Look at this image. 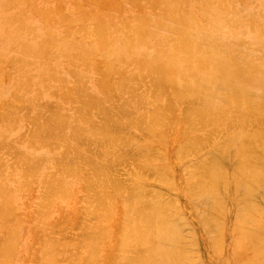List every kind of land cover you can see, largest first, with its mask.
Segmentation results:
<instances>
[{
	"label": "bare ground",
	"instance_id": "1",
	"mask_svg": "<svg viewBox=\"0 0 264 264\" xmlns=\"http://www.w3.org/2000/svg\"><path fill=\"white\" fill-rule=\"evenodd\" d=\"M43 1L45 0H42V2ZM97 1L98 0H96V2ZM160 1H162L163 4H161ZM160 1L161 5H166V7H171V9H167L165 6L163 7L159 4L162 10L165 8L168 11L165 13L166 10H164L162 14L158 11L159 16L154 20L150 19L141 23L140 19L142 21V19L144 20L149 17H145L143 13L134 16H141L140 19L139 17L138 19L136 18L139 22H129L121 18L124 21V26L117 29L107 27V24L106 26H98V28L95 26L93 32L95 36L91 34L92 32L89 36L88 28L80 25L81 28H77V32L81 33L80 37L82 41L79 47L77 46V50H79L82 59H80V57L74 58L73 63L71 62L73 65L82 64V66H84L83 62L86 60L89 64L85 65V67L93 65L96 69H98L97 66L99 67L100 65L97 64L96 66L95 62L97 59H101L98 63L102 61L106 64L105 67L107 72L105 74L103 72L105 70L99 68L103 70L99 71L103 72V75L100 74L102 77L105 75V81L103 80L101 84L96 83L97 85L103 84L104 86V91L102 90V93L104 92L103 100L105 102L108 100L112 101L111 97L116 93L115 91L114 94H111L114 87H116L119 92H128L129 94H127V97L133 94L137 95V102L135 104L137 105L136 108L138 113L132 112L135 118L133 114L130 115V117L133 115V118H131L135 120L133 122L130 118L126 119L130 122L128 123L130 128L133 127L138 133L141 131L147 132V136L149 137L147 142L144 139L145 143L143 141L142 143L141 140L140 142L148 154H145V152L141 153L143 154L141 156L142 160L139 161L142 162V164H140L142 167L139 165V168L142 170L145 169L144 172H146V168L148 167L154 168L156 179L150 181L151 177L146 179L142 170L137 168L138 170L135 171L132 169L134 173L130 172L129 174V186L126 184L128 187H122V182L117 180L121 186L113 185L112 183H115L111 181L113 176L109 177V175H105L106 172H110V174L113 172V175H115L114 167H111L113 170H110V167H107L109 168L107 169L105 165L100 166L97 170H93L91 166H89V169L93 170V174L90 175L89 173L88 176L86 175L88 171L84 172L81 170L82 168L64 170L68 168H61L59 166L61 168V170H59L60 168L57 165L56 167L58 170L49 171L50 167L48 160L50 158L51 161L52 155L50 157L47 155L52 151L57 153L65 147L64 137L61 139L59 138L60 136H64L63 134L67 132L65 131L66 126L63 127L64 133L60 135L62 133L61 131L59 134L60 136L57 137L59 139H56L57 142L53 140L54 142H46L44 145L39 142L40 139L34 138V140L31 138L33 142H31V140L29 144L31 148L30 152L36 151L37 148V151L42 153L40 155L41 163L39 160H36L37 163L39 162V165H37V168L33 172L31 170L28 171L30 168L27 172H24L25 170L19 171L17 168L20 166H14L16 164V159L14 165L8 162L11 166L9 164V166H6V163H3L5 160L0 162V264H17L15 263V258L17 256L19 257V252L23 250L22 246H24L23 242L26 234L23 222H29V220L34 225H32L33 227L31 226L34 230H30L31 239H34L36 241L35 243L38 244L35 253L31 252V254H33L31 264H74L76 259L82 260L83 264H259L258 257L263 254L262 252L264 251V0L262 2L263 9L260 17H256L257 19L254 17L256 21L250 19L251 14L249 12L240 15L236 10H232V6L234 5L231 0H201V4H203L202 7L199 6V8H203V10L200 11L199 9V11L204 12V16L206 15L205 17H207L211 23V25L207 24L209 26H206V23L203 22L202 13L196 12L197 14H195L188 12L182 8L180 0ZM146 2L148 3L150 1L147 0ZM2 3L3 2H1V4ZM51 3L53 4V2ZM159 5H157L158 8L160 7ZM186 6L189 5L187 4ZM139 7H136L139 9L137 10L138 12L141 11ZM61 8L66 9L62 6ZM84 8L86 11V5L83 9ZM3 9L4 8H2V10ZM107 9L112 10L111 6ZM103 10L102 7L99 9L100 12H103ZM80 11L82 12V10H79V12ZM100 12V16L98 15V17L102 18L103 14ZM13 14L15 15L17 12H13ZM160 14L163 16L160 17ZM143 15L145 18H143ZM98 17L97 21L99 19ZM129 17L132 18L133 16ZM62 18L65 19L63 22L66 21V17ZM22 19L19 20L21 21ZM51 20H53V17ZM7 21L10 22L11 20ZM59 23L62 22L59 21ZM19 25V27H21L23 24ZM64 26L67 27L66 24ZM21 28H24V26ZM17 29L18 31L20 30L19 28ZM32 29L35 28L33 27ZM4 31L6 33V30ZM67 32L65 33L66 37L71 36V32L68 36ZM38 33L37 30L33 34L30 44H36L42 39V37L40 39ZM47 33L49 34L51 32ZM83 34L86 35L85 38ZM80 37H78L79 40ZM50 38L55 42V47H58L60 51H63L68 45L64 40L56 37V35ZM19 40L18 38V41ZM42 41L43 40H41V42ZM48 41L50 40L48 39ZM48 45L49 44H47L46 47L47 53L48 49L52 48L50 45L51 48H48ZM37 46L39 47V45ZM26 47L28 48V45H26ZM41 47H43L42 44ZM33 49L35 48L33 47ZM29 50L27 52H29ZM42 52L39 54L42 55ZM44 52V59H47L49 56L46 51ZM64 52L66 53V51ZM57 53L59 55L62 54L60 52ZM69 56H72V54ZM34 57L38 56L35 55ZM10 58L11 57H9V59ZM5 60L8 61V59ZM25 60L26 59H24V61ZM133 63H135V65L137 63V69H135L134 72H125L126 69L121 72L122 70L120 68H126L125 66L128 67ZM11 64L12 63L9 62V65ZM40 64L45 71H43V74L48 71L51 73L52 77H65V75L73 76L70 74L72 69L69 74L61 72L59 74L58 71L60 70H57L54 61L47 62L44 60L43 63L39 61V66ZM104 64L101 63L102 66H104ZM111 66H113L114 69L119 68V70H121H118V72L121 73L117 75V77L120 76L119 80L114 79V74L116 72L115 70L112 72ZM65 67L67 68V66ZM75 67L77 68V66ZM94 67L93 70L95 69ZM16 68L18 71L20 67ZM4 69L6 68L4 67ZM96 69L94 71L97 73ZM10 70L12 71V69ZM79 71L75 76L78 75V77H81V80L83 78L84 80L86 79L85 81L82 80V82L84 81L83 87H85L84 85L87 84L85 82H88L90 76L87 70H81L82 72ZM131 71H133V69ZM1 74H3L2 78L4 80V73L1 72ZM49 75L48 73V78ZM19 76L20 75H18V78ZM27 76H29V74ZM30 76L27 78V81L32 80ZM33 76V79H36L34 80L35 83L39 87L43 85L46 87V84H43V80L41 79L43 78L41 74L34 73ZM146 76H149V80L153 77L154 81L150 83V85L153 84V86L151 88L147 87L149 89L137 90L141 87L136 89V86H139L141 84V79L143 77L147 78ZM29 78L31 79L28 80ZM52 80L55 81L56 79ZM65 80L67 79L65 78ZM65 80L62 81L65 82ZM78 80L80 79L78 78L77 81ZM143 81L144 79H142V82ZM60 83L62 84V82ZM147 83L145 84L147 85ZM19 84V88H24V85H26L20 84V86ZM64 85L67 87V84ZM64 85L59 86L64 88ZM143 85L144 84H141L140 86ZM28 86L30 85L28 84ZM75 89L77 96L80 92L84 93V89L79 90L81 87H79L78 90L77 88ZM87 90L86 95L94 98L92 97V93ZM113 90H115V88ZM65 91L63 89V93ZM76 91H78V94ZM58 92L59 91H57V93ZM16 93L11 94V96L16 95ZM46 93V90L41 92V94ZM75 93H72V95ZM130 93L132 94L130 95ZM64 94L61 95L64 96ZM118 94L116 93V96H118ZM121 94L122 93L119 94L120 98H122ZM1 95L2 93L0 92V100L2 98ZM8 95H10V93ZM68 97L66 98V103ZM71 97L73 98V96ZM134 97H132L133 99L131 100L136 101ZM19 98L20 97H17L16 99H18L22 105H19V101L17 100L19 106L15 105V107H12L13 104H8L7 107L5 106L6 108L1 107L2 110L10 108L18 110V108H20L17 111L20 113L19 111L23 109L25 102L23 101L24 99L20 100L22 97ZM35 98H37V96ZM40 98L43 97L41 96ZM72 98L69 101L74 100L75 97ZM29 101L32 102L28 105H33L36 100ZM123 101H126V99ZM127 101L125 104L123 103V106L121 105V107H124L122 111L129 107ZM43 103L46 102L44 101ZM48 105L49 103L46 106ZM88 105L91 106V104ZM94 105L92 108L96 107V105ZM116 105L114 108L118 109ZM109 107H106L108 111L110 110ZM30 108L27 110V113L28 111L31 112ZM99 109L104 110L100 108V105ZM59 110H62V108ZM10 111L11 115L16 114L15 110H13L14 113L12 110ZM87 111H89V109H87ZM125 111H127V109ZM58 113L60 112L57 111V115L55 114L54 116L53 114V116L57 118L60 116ZM126 113L127 112H125V114ZM135 113H137V115ZM90 114L93 116L95 113L92 114L90 112ZM90 114L84 115V112L78 115L75 114L77 118H75L74 122L77 125L75 124L76 126L73 125V127H78L79 130L85 134L87 133L97 137L111 139V137H113L112 135L121 131L128 122H125L126 119H124L128 113L126 116L124 115V117H122V113L119 114V117L122 115V118H119V120H114L113 116L107 121L105 118L101 119V123H103L104 120L106 122L101 126L99 125L100 127L97 128V125L94 127L91 125V122L94 121L92 123L94 125L97 121H95L96 119L92 120L93 117H91ZM110 115H108V117H111ZM61 116L63 115L61 114ZM66 116H63L66 119L63 126L69 122L67 126L70 127L71 121H67L70 114ZM23 117L25 119L23 120H27L26 122H28V115L24 114ZM39 117L38 115V118ZM4 119L3 121L6 122V118ZM13 119L12 116V120ZM0 120L2 121V119ZM18 120H20V118ZM12 123L10 122V125L8 123V131L5 132L7 137L14 134L16 130L15 126L17 120H15V123ZM69 127H66V130ZM220 129L223 131L222 133H220ZM1 134L3 133L0 132V135ZM30 136H33L31 131L28 137ZM22 137H24V135ZM132 137H128V139H130L129 142L127 141L128 143L137 142L135 138L132 139ZM36 141L43 145L37 144ZM0 143L2 142L0 141ZM3 146L5 147L6 145ZM10 146L13 147L12 144ZM0 147L2 148V145ZM65 149L63 151H65ZM154 149L155 153L151 152L154 151ZM156 150L158 153H156ZM28 152L29 151H27V153ZM26 156L27 155H25V158L28 159V156ZM21 161L22 160H20V162ZM12 165L15 168H13ZM31 168L33 170L35 167L31 166ZM33 177H36L42 182L41 185L44 183L48 185H46V187H44L45 184L43 185L47 193L41 195L42 198H39L40 200L35 210L32 209L34 210L32 214L25 216L26 218L24 219L27 220H24L18 216L21 215V213H16V211L19 210H17L16 204L19 203L26 193L30 192L28 190H31L33 187L31 186V182L34 181H31V179H34ZM115 179L117 178L114 176V180ZM74 182L86 193V195H88V197L91 196L89 192H94L95 195L92 194V198L89 197V199H87L86 204L84 203L86 205V207H83L84 209L81 207V211L79 209H77L79 211L75 210L77 214L75 215L74 213L75 216L73 218H69L70 216L60 217L59 215L56 221L50 220L48 215H50L51 208L54 209L55 207L56 209L62 210L60 209L61 207H67V204H69L71 197L74 196L73 191H75V189L74 186H72ZM40 188V192H42V187ZM29 194L30 193H28V195ZM80 199L82 200V197H80ZM24 201H22V203ZM29 201L30 200L27 202ZM27 202L25 201V203ZM18 206L20 205L18 204ZM27 213L29 214V212ZM47 218L50 222L53 221L54 223L49 222V224H47L49 221ZM190 219L197 222L199 224L198 226L202 228L205 241L204 247L193 244L192 238L196 239L197 235H192V238L188 236L187 240L184 239L182 234L185 232L182 233L181 231L185 230H181V228H188L187 226L189 225L187 223V225L183 227H181V225L182 223L184 225L185 221ZM69 229H79L80 231L77 235H74V233L69 235ZM54 233H57V235L59 234L61 237L58 239L54 237L53 239L52 234ZM193 233L195 234V232ZM26 240L28 241V239ZM31 247H33V245ZM204 254L208 255V258L205 257ZM24 261L26 260L24 259Z\"/></svg>",
	"mask_w": 264,
	"mask_h": 264
},
{
	"label": "rangeland",
	"instance_id": "2",
	"mask_svg": "<svg viewBox=\"0 0 264 264\" xmlns=\"http://www.w3.org/2000/svg\"><path fill=\"white\" fill-rule=\"evenodd\" d=\"M14 1V2H13ZM17 1H19V2H17ZM26 1V2H25ZM28 1V2H27ZM40 1V2H39ZM65 1V2H64ZM68 1V2H67ZM113 1V2H112ZM147 0H98L97 2H96V0H45V1H43L42 2V0H0V21H1V23H0V61H1V63H0V74H1V72L2 73H4V80H6V79H8V80H6V81H4L3 80V74H1V77H0V92L2 93V98H1V100H0V110H2V108L4 107V108H6L7 106H8V104L9 105H12V107H15V105H18V103H19V105L21 104L22 105V103L18 100V99H16L17 97H22V99H20V100H23L24 102V104L27 106L30 102H32V101H29V100H36L35 101V103L33 104V105H28L27 106V108H26V106L25 105H23V109H21V111H19L20 113H18L17 111L20 109V108H18V110H16L15 108L13 109V108H10V109H3L2 111H0V119H2V121L0 120V132L1 133H3V134H1L0 135V141L2 142V143H0V146L2 145V148L0 147V162H3L4 160V164L6 165V166H11V164H13L14 165V161H15V159H16V164L14 165V166H17V165H19L18 167L19 168H17L19 171H23V170H25L24 172H27V170L28 171H34L36 168H37V165H39L38 163H37V161L39 160L40 161V163H41V152L40 151H37L38 149L36 148V151L34 150V151H32V152H30V150H31V148L29 147V144H30V141L31 142H33V139L34 138H38V139H40L39 140V142L40 143H43L44 145H45V143L47 142V143H49V142H57V140H59V139H61L62 137H64V142H65V147L64 148H62V150L61 151H59V152H57V153H54L53 151L52 152H50L47 156H51L52 157V159H51V161H50V158H49V167H50V170L49 171H54V170H58L57 169V165H58V167L60 166L61 168L62 167H67L68 169H64V170H75V169H81V170H83L84 172L85 171H88V173H86V175L88 176V174L90 173V175H92L93 173H92V171L93 170H97V169H99V167L100 166H102V165H105L106 166V168L107 167H110V170H113V169H111V167H114V173H115V175H113V172H112V174H110V172H106V174L105 175H109V177H112V179H111V181H113V182H115V183H112L113 185L115 184V185H117V186H121V184H119L118 183V181H120V182H122L123 184V186L122 187H128L129 185H128V183H129V174H130V172L131 173H134L133 171H132V169L133 170H135V171H137L138 169H140L139 168V165L140 164H142V162H140L142 159V155L143 154H141V153H143V152H145V154H148V152L146 153V149L145 148H143V146H142V143L144 142L145 143V141L147 142V140L149 139V137L147 136V132L146 131H141V132H137L133 127H131L130 128V125L128 124V123H130L129 121H128V119L130 118V120L131 121H133L134 122V120L135 119H133L132 120V118H133V113L132 112H137V108H136V102H137V95L136 94H133V95H131L132 93H130V97H127L128 95L127 94H129L128 92L127 93H123L122 91L121 92H119L118 90H117V88L116 87H114L115 88V90H113L112 89V92H111V94H114L115 93V91H116V93L118 94H120V93H122L121 95H122V98H125L126 99V101L128 100V99H130V100H128L127 102H128V104H129V107L128 108H126L127 109V111H125L126 109H123V111H122V108H124V107H121V105L123 106L125 103H126V101H123V100H125V99H122V98H120V95L118 94V96H116V93H115V95H112V97H111V100L112 101H110V100H108L107 102L109 103H107V102H105L104 100H103V98H104V92L102 93V90H103V84L102 85H97L96 83H102L103 82V80L105 81V75L102 77L100 74H102L103 75V72H104V74L107 72V70H106V67H105V65L106 64H104L102 61H101V63L102 64H104V66H102L101 65V63H98L101 59H97L96 60V62H95V64H96V66H97V64L99 65V67L97 66V68L98 69H96L93 65L92 66H86L85 67V65H87V64H89V62H86V60L83 62V64H84V66H82V64L81 65H73L72 63H73V59L74 58H78V57H80V59H82L81 58V55H80V52H79V50H77V46L79 47V45H80V43H81V33H79V32H77L78 30H77V28H81V26L82 27H86V28H88V35L90 36V33L92 34V35H94L93 34V32H94V30H95V26L98 28V26H103V25H105L106 26V24H107V27H112V28H119V27H122V26H124L125 24H124V21L122 20V19H126L127 21H129V22H139V21H137L136 20V18L138 19V17H134V16H137V15H140V14H145V17H147V16H149L148 18H145L144 17V15H143V18H145L144 20L142 19V21H141V16L139 17V19H140V22L141 23H143V22H146V21H148V20H154L155 18H158V16H159V12L162 14L163 12H164V10H166L165 11V13H167V9H171V7H166V5H164L167 9H165L164 8V10H162L161 9V6H163V5H161V4H163L162 3V1H160V0H148V1H150V2H146ZM152 1V2H151ZM161 2V4H160V2ZM183 1V2H182ZM188 1L189 0H185V2H184V0H180V2L182 3H180L181 4V6H182V8H184L185 10H187L188 12H190V13H195V14H197V13H199L200 11H202L203 10V8H199V6L200 7H202V4H201V0H190L189 1V3H188ZM243 1H245V2H243ZM1 2H3L2 4H1ZM7 2V3H6ZM12 2V3H11ZM21 2V3H20ZM22 2H24V3H22ZM30 2H33V3H30ZM51 2H53V4L51 3ZM58 2V3H57ZM110 2V3H109ZM198 2V3H197ZM231 2L233 3V5L234 6H232L233 8H232V10H236V12H238V13H240V15L242 14V13H245V14H247V12H249L250 14H251V16H250V19H252V21H256V17H260V14H261V11H262V9H263V0H231ZM253 2V3H252ZM26 3V4H25ZM28 3H30V4H28ZM62 3V4H61ZM66 5H65V4ZM114 3V4H113ZM138 3V4H137ZM158 3V4H157ZM197 3V4H196ZM199 3H200V5H199ZM16 4V5H15ZM31 4H33V5H31ZM42 4V5H41ZM77 4V5H76ZM84 5V6H82V5ZM92 4V5H91ZM111 4V5H110ZM137 6H136V5ZM161 6H160V5ZM189 5V6H186V5ZM196 4V5H195ZM1 5H3V6H5V7H3V6H1ZM18 5V6H17ZM68 5V6H67ZM74 5V6H73ZM75 5H76V7H75ZM85 5H86V11H85V8L83 9V7H85ZM157 5H159L160 7V9L158 8V6ZM16 6V7H15ZM35 6V7H34ZM37 6V7H36ZM45 6H46V8H45ZM61 6L62 7H65L66 9H64V8H61ZM78 6V7H77ZM110 6H111V8H112V10L110 9H107V8H110ZM139 6H141V7H139ZM163 6V7H164ZM198 8H196V7ZM4 8L3 10H2V8ZM102 7V10L103 9H106V10H103V12H100L99 11V9ZM114 7V8H113ZM136 7H139V8H141L140 10V12H138L137 10H139L138 8H136ZM162 7V8H163ZM6 8V9H5ZM20 8V9H19ZM22 8V9H21ZM61 8V9H60ZM73 8V9H72ZM78 8H79V10H82V12L80 13L79 12V10H78ZM89 8V9H88ZM91 8V9H90ZM94 10H93V9ZM120 10V12H119V10ZM120 8H122V9H120ZM189 8H191V9H189ZM24 9V10H23ZM59 11H58V10ZM70 9V10H69ZM75 9V10H74ZM127 9V10H126ZM135 9V10H134ZM199 9H200V11H199ZM22 10V11H21ZM47 10V11H46ZM52 10V11H51ZM61 10H63V11H61ZM89 10H90V12H89ZM110 12H109V11ZM25 11V12H24ZM41 11V12H40ZM43 11V12H42ZM54 11V12H53ZM105 11V12H104ZM127 13H126V12ZM134 13H133V12ZM153 11H155V12H153ZM159 11V12H158ZM163 11V12H162ZM13 12L15 13V12H17V14H13ZM47 14H46V13ZM87 12H88V14H87ZM92 12V13H91ZM99 12L101 13V14H103L102 15V18H99L98 17V15H99ZM129 12V13H128ZM150 12V13H149ZM197 12V13H196ZM21 13V14H20ZM75 13V14H74ZM112 13V14H111ZM136 13V14H135ZM155 15H154V14ZM200 13H202L203 15H201L202 16V18H203V22L204 23H206L205 25L206 26H209V25H211V23H210V21L207 19V17H205L204 16V12H200ZM9 14H12V15H9ZM20 14V15H19ZM26 14V15H25ZM59 14V15H58ZM66 14V15H65ZM117 14V15H116ZM118 14H120V15H118ZM122 14V15H121ZM125 14V15H124ZM134 14V15H133ZM160 14V17H162L163 15H161ZM23 15V16H22ZM36 15V16H35ZM38 15V16H37ZM48 15V16H47ZM90 16V17H88V16ZM13 16V17H12ZM15 16V17H14ZM27 16H29V17H27ZM68 16H70V17H68ZM74 16V17H73ZM100 16V15H99ZM115 16V17H114ZM122 16V17H121ZM126 16V17H125ZM129 16H133L132 18H130ZM151 16V17H150ZM21 17V18H20ZM24 17V18H23ZM40 17V18H39ZM48 17V18H47ZM52 17H53V20H51L52 19ZM56 17V18H55ZM58 17V18H57ZM62 17H66V21H64L63 22V20H65L64 18H62ZM97 17L99 18L98 19V21H97ZM254 17L256 18V19H254ZM5 18V19H4ZM11 18V19H10ZM23 18V19H22ZM26 18V19H25ZM50 18V19H49ZM61 18V19H60ZM84 18V19H83ZM87 20H86V19ZM90 18V19H89ZM113 18V19H112ZM122 18V19H121ZM14 19V20H13ZM19 19H22L21 21L19 20ZM36 19V20H35ZM43 19V20H42ZM46 19V20H45ZM7 20H11L10 22H8ZM24 20V21H23ZM85 20V21H84ZM120 20H122V21H120ZM6 21H7V23H6ZM13 21H15V22H13ZM49 21V22H48ZM51 21V22H50ZM56 21V22H55ZM58 21V22H57ZM59 21L60 22H62V23H59ZM81 21V22H80ZM83 21V22H82ZM86 21H87V24H86ZM100 21V22H99ZM113 21H115V22H113ZM127 21H125V22H127ZM4 22V23H3ZM20 22V23H19ZM43 22V23H42ZM47 22H48V24H47ZM54 22V23H53ZM111 23V24H109V23ZM119 22V23H118ZM13 23V24H12ZM18 23V24H17ZM25 23V24H24ZM50 23V24H49ZM67 25V27H69L70 25V27L69 28H67L66 26H64L65 24ZM78 23V24H77ZM93 23H95V24H93ZM104 23V24H103ZM112 23H113V25H112ZM115 23V24H114ZM7 26H6V25ZM17 24V25H16ZM19 24H23L21 27H23L24 26V28H21V27H19L20 25ZM45 24V25H44ZM56 24V25H55ZM85 24V25H84ZM90 24V25H89ZM109 24V25H108ZM207 24H209V25H207ZM16 25V26H15ZM49 25V26H48ZM52 25V26H51ZM60 25V26H59ZM75 25V26H74ZM81 25V26H80ZM93 25V26H92ZM112 25V26H111ZM33 28H35V29H32L31 27ZM49 28H48V27ZM74 26V27H73ZM88 26V27H87ZM115 26H117V27H115ZM45 27V28H44ZM73 27V28H72ZM6 28V29H5ZM17 28H21L19 31H18V29ZM28 28V29H27ZM44 28V29H43ZM47 28V29H46ZM58 28V29H57ZM67 28V29H66ZM70 28H72V29H70ZM13 29V30H12ZM24 29V30H23ZM30 29H32V30H30ZM50 29H51V31H50ZM4 30H6V33H5V31ZM7 30H8V33H7ZM31 32H30V31ZM33 30H34V32H33ZM38 30V34H39V36H40V39H41V37H42V39L41 40H43L42 42H41V40L40 41H38L36 44H30V42H31V40H32V38H33V34L36 32ZM69 30H71V31H69ZM14 31V32H13ZM16 31H18V32H16ZM26 31V32H25ZM54 31V32H53ZM64 31V32H63ZM67 32V36H68V34L70 33V35L71 36H68V37H66V32ZM33 32V33H32ZM47 32H51V33H47ZM73 32V33H72ZM21 33V34H20ZM23 33V34H22ZM29 33V34H28ZM53 33H54V35H53ZM62 33H64V34H62ZM6 34H7V36H6ZM46 34H48V35H46ZM58 34H60V35H58ZM73 34V35H72ZM75 34V35H74ZM43 35V36H42ZM44 35H45V37H44ZM56 35V37H58V38H60V39H62V40H64L68 45H67V47H65V49L63 50V51H60L59 49H58V47L56 48L55 47V45H54V41L53 40H51V38L50 37H53V36H55ZM62 35V36H61ZM15 36V37H14ZM24 36V37H23ZM47 36V37H46ZM75 36V37H74ZM83 36H84V38L86 37V35H84L83 34ZM95 36V35H94ZM4 37V38H3ZM14 37V38H13ZM63 37V38H62ZM78 37H80V40H79V38ZM18 38L20 39V40H23V41H18ZM43 38H45V39H43ZM68 38V39H67ZM72 38H75V39H72ZM83 38V39H84ZM48 39L50 40V41H48ZM75 40V41H74ZM12 41V42H11ZM15 41V42H14ZM47 41V42H46ZM52 41V42H51ZM72 41V42H71ZM80 41V42H79ZM9 43V44H7V43ZM16 42H18V43H16ZM28 44H27V43ZM50 42H51V44H50ZM74 42V43H73ZM79 42V43H78ZM11 43V44H10ZM25 43V44H24ZM38 43H40V44H38ZM46 43V44H45ZM41 44L43 45V47H41ZM45 44V45H44ZM47 44H49L48 45V48H51V49H48V53H47ZM71 44V45H70ZM76 44V45H75ZM15 45V46H14ZM22 45V46H21ZM24 45V46H23ZM26 45H28V48L26 47ZM31 45V46H30ZM37 45H39V47L37 46ZM22 48H21V47ZM30 46V47H29ZM33 47L35 48V49H33ZM41 47V48H40ZM12 48V49H11ZM39 48V49H38ZM44 48V49H43ZM71 48V49H70ZM21 49V50H20ZM27 49V50H26ZM30 49V50H29ZM36 49H37V51H36ZM42 49V50H41ZM67 49V50H66ZM73 49V50H72ZM29 50V52H27ZM20 51V52H19ZM36 51V52H35ZM44 51H46V53H47V55L49 56V57H47V59L45 58L44 59V54H43V52ZM52 51H53V53H52ZM64 51H66V53L64 52ZM28 54H27V53ZM35 52V53H34ZM41 52H42V55H40L41 54ZM57 52H60V53H62L61 55H59ZM68 52V53H67ZM2 53V54H1ZM40 53V54H39ZM45 53V52H44ZM57 55H56V54ZM12 54V55H11ZM38 54V55H37ZM66 54V55H65ZM72 54V56H69V55H71ZM38 56V57H34V56ZM55 55V56H54ZM13 56V57H12ZM19 56H20V58H19ZM51 56H53V57H51ZM59 56V57H58ZM63 56V57H62ZM9 57H11L10 59L12 60H10L9 59ZM33 57V58H32ZM16 58H18V59H20V60H18V59H16ZM32 58V59H31ZM37 58H40V59H37ZM3 59V60H2ZM5 59H8V61H6ZM24 59H26L25 61H24ZM29 59H31V60H29ZM37 59V60H36ZM50 59V60H49ZM61 59V60H60ZM18 60V61H17ZM47 61V62H51V61H54L55 62V64H56V67H57V70H60V71H58L59 72V74H60V72L61 73H70L71 71V69H72V72L70 73V74H72L73 76H75V74L81 69V70H87L88 71V74H89V80H88V82L86 81L85 83H87L86 85H84L85 87L86 86H88V87H83V82L86 80H84V78L82 79V80H84L83 82H82V80H81V77H78V75H76L75 77H73V76H66L65 75V77L64 76H59L58 78L57 77H52L51 76V73L50 72H48L50 75H49V78H48V73L46 72L45 74H43L45 71L42 69V66H41V64H40V66H39V61H40V63H43V61ZM20 61V62H19ZM29 61V62H28ZM42 61V62H41ZM95 61V60H94ZM3 62V63H2ZM8 62V63H7ZM9 62H11L12 64V66L11 65H9ZM16 62V63H15ZM22 62V63H21ZM60 62V63H59ZM64 62V63H63ZM72 62V63H71ZM7 63V64H6ZM18 63H20V64H18ZM28 63H29V65H28ZM67 63V64H66ZM2 64V65H1ZM23 64V65H22ZM27 64V65H26ZM36 66H35V65ZM9 65V66H8ZM22 66V68H21V66ZM26 65V66H25ZM59 65V66H58ZM135 65V63H133V64H131V65H129L128 67L127 66H125L126 68H120L121 70H119V68H117V69H114L113 68V66H115V65H113V66H111L112 68V72L115 70V74L114 73H112V74H114V79H117V80H119V77L120 76H118L117 77V75H119V73L120 72H118V70L119 71H121V72H123L124 71V69H126L125 70V72L126 71H128V72H134L135 71V69H137V67H136V65H137V63H136V65ZM25 66V67H24ZM35 66V67H34ZM65 66H67V68L65 67ZM75 66H77V68L75 67ZM4 67L6 68V69H4ZM16 67H20L19 69H18V71H17V68ZM34 67V68H33ZM90 69H89V68ZM93 67L96 69V71H97V73L93 70ZM104 67V68H103ZM115 67H117V66H115ZM16 68V69H15ZM74 68V69H73ZM84 68V69H83ZM99 68H102V69H104L105 71H103V70H100ZM130 68V69H129ZM10 69H12V71L10 70ZM26 69H27V71H26ZM30 69V70H29ZM32 69V70H31ZM133 69V71H131ZM2 70V71H1ZM15 70V71H14ZM79 71V72H82V71ZM91 70V71H90ZM103 71V72H100V71ZM4 71V72H3ZM44 71V72H43ZM93 71V72H92ZM100 73H99V72ZM7 72V73H6ZM17 72V73H16ZM41 72V73H40ZM12 73V74H11ZM19 73V74H18ZM21 73V74H20ZM37 74V73H39V74H41V76L43 77V78H41L42 80H43V84H46V87H45V85H43L42 87H39L36 83H35V81L34 80H36V79H33L34 78V76H33V74ZM118 73V74H117ZM29 74V76L32 78V80H30L31 78H29L28 80H30V81H27V78L29 77V76H27ZM99 74V75H98ZM121 74V73H120ZM8 75V76H7ZM11 75V76H10ZM18 75H20L19 76V78H18ZM27 77H26V76ZM16 76V77H15ZM23 76V77H22ZM44 76H45V78H44ZM8 77V78H7ZM22 77V78H21ZM68 77V78H67ZM92 77V78H91ZM95 77H96V81H95ZM147 78H145V77H143L142 79H144V81L142 82V79H141V84H144L143 86H140L139 84V86H136V89L137 88H139V87H141L140 89H137V90H144L145 88H147V87H149V88H151L152 86H153V84L152 85H150V83H153V81H154V79H153V77H151V79L149 80V76H146ZM13 78H14V80H13ZM49 79V80H47V79ZM64 78V79H63ZM65 78L67 79V80H65ZM74 78H75V80H74ZM80 79V80H78L77 81V79ZM98 78V79H97ZM105 78V79H104ZM24 79V80H23ZM47 81H46V80ZM52 79H56L55 81L54 80H52ZM100 79V80H99ZM102 79V80H101ZM1 80H3V81H1ZM17 80H19V81H17ZM45 80V81H44ZM65 80V82H63V81ZM75 81V83H74V81ZM92 80H94V81H92ZM13 81H16V82H13ZM21 81V82H20ZM32 81V82H31ZM70 81V82H69ZM27 82H29V83H27ZM57 82V83H56ZM60 82H62V84L60 83ZM93 82H94V84H93ZM147 82H149V83H147ZM20 83V84H26V85H24V88H27V89H24L23 87L22 88H19L18 87V84ZM32 83V84H31ZM145 83H147V85H150V86H147ZM19 84V85H20ZM28 84L31 86H28ZM49 84H50V86H49ZM57 84V85H56ZM64 84H67V87L64 85ZM72 84V85H71ZM95 84H96V86H95ZM5 85V86H4ZM16 85V86H15ZM53 85V86H52ZM59 85H64V88H62V86L60 87ZM90 85V86H89ZM146 85V86H145ZM11 86V87H10ZM21 86V85H20ZM28 86V87H27ZM55 86H56V88H55ZM93 86V87H92ZM36 87V88H35ZM58 87V88H57ZM69 87V88H68ZM79 87H81V89H79V90H83L84 89V93L82 94L81 92L78 94V91H76L77 92V94H78V96L76 95V93H75V88H77V90H78V88ZM83 87V88H82ZM90 87V88H89ZM95 87V88H94ZM97 87V88H96ZM102 87V88H101ZM2 88H4V89H2ZM15 88H17V89H15ZM35 88V89H34ZM62 88V89H61ZM68 88V89H67ZM89 88V89H88ZM149 88H147V89H149ZM21 89V90H20ZM22 89H24V90H22ZM31 89V90H30ZM38 89V90H37ZM40 89H41V91H40ZM63 89H64V93H67V94H64L63 93ZM87 91H89V92H91L92 93V97H94V98H91L89 95L87 96L86 94H87V92H86V90ZM100 89H101V92H100ZM3 90V91H2ZM17 90H18V92H17ZM26 90H27V92H26ZM37 90V91H36ZM43 90H46L47 91V93L46 94H41V92H43ZM48 90H50V91H48ZM71 92H70V91ZM23 91H24V93H23ZM32 91V92H31ZM57 91H59L58 93H57ZM104 91V90H103ZM17 92V93H16ZM26 92V93H25ZM29 92V93H28ZM49 92V93H48ZM60 92H62V93H60ZM95 92V93H94ZM10 93V95H8V94ZM16 93V95H12L11 96V94H15ZM72 93H75V94H73L72 95ZM93 93H94V95H93ZM102 94V96H101V94ZM24 94V95H23ZM50 94V95H49ZM54 95V96H52V95ZM61 94H64V96L63 95H61ZM89 94V93H88ZM8 95V96H7ZM56 95V96H55ZM58 95V96H57ZM61 95V96H60ZM67 95V96H66ZM73 96V98H74V100H72V101H69V100H71V96ZM91 95V94H90ZM6 96V97H5ZM11 96V97H10ZM24 96V97H23ZM30 96V97H29ZM37 96V98H35ZM43 97V98H40V97ZM63 96V97H62ZM69 96V97H68ZM116 96V97H115ZM68 97V101H67V103H66V98ZM71 97V98H70ZM98 98V99H96V98ZM132 97H134V99H136V101L134 100H131V99H133ZM30 98V99H29ZM39 98H40V100H39ZM72 98V99H73ZM101 98H102V100H101ZM11 99V100H10ZM13 99V100H12ZM46 99H48V100H46ZM101 100V102H103V103H101L100 102V100ZM115 99V100H114ZM118 99V100H117ZM19 102H18V101ZM57 100V101H56ZM118 102H117V101ZM29 101V102H28ZM39 101V102H38ZM46 102L47 104L49 103V105L48 106H46L47 104L46 103H43V102ZM131 101H133V102H131ZM11 102V103H10ZM15 102H16V104H15ZM18 102V103H17ZM28 102V103H27ZM60 102V103H59ZM64 104H63V103ZM72 102V103H71ZM122 102V103H121ZM105 103V104H104ZM114 103V104H113ZM124 103V104H123ZM31 104V103H30ZM88 104H91V106L90 105H88ZM96 105V107H98V108H96V107H93L92 108V106L93 105ZM98 104V105H97ZM117 104V105H116ZM120 104V105H119ZM132 106H131V105ZM134 104H135V106H134ZM18 105V106H19ZM36 105V106H35ZM59 105V106H58ZM94 105V106H95ZM99 105H100V108L101 109H104V110H106V111H104V110H100L99 109ZM118 106V109L117 108H114V106ZM6 106V107H5ZM17 106V107H18ZM40 106V107H39ZM47 107V109H46V107ZM66 106V107H65ZM71 106V107H70ZM109 107V106H111V107H109L110 108V114H109V111H108V109L106 108V107ZM121 108H120V107ZM130 106H131V108H130ZM2 107V108H1ZM30 107H32V108H30ZM35 107V108H34ZM26 108V109H25ZM30 108V110H31V112L30 111H28V113H27V110ZM38 108V109H37ZM44 110H43V109ZM57 108V109H56ZM62 108V110H59V109H61ZM133 108V109H132ZM34 109V110H33ZM46 109V110H45ZM65 109V110H64ZM67 109V110H66ZM70 109V110H69ZM87 109H89V111H87ZM113 109V110H112ZM115 109V110H114ZM10 110H12V112H13V110H15V112H16V114H10ZM40 112H38V111ZM49 110V111H48ZM92 110V111H91ZM7 111V112H6ZM26 113H25V112ZM37 111V112H36ZM45 112V114H44V112ZM57 111H59L63 116H66L67 114L69 115L70 114V117H69V119L67 118V121H71V126L69 127V126H67V123H69V122H67L66 124H64V126H63V123H64V121L66 122V119L63 117V116H61V114L60 113H58L60 116H58L57 118L56 117H54L55 116V114H56V112ZM88 113H87V112ZM117 111V112H116ZM120 111H122V112H120ZM131 111V112H130ZM9 112V113H8ZM84 112V115L86 114H90V112L92 113V114H94L93 116H91V114H90V116L91 117H93L92 118V120H94V119H96L95 121H97L94 125L92 124L93 122H91V125L94 127V126H96L97 128H99L101 125H103L107 120H109V118L111 119L112 118V116H113V119L115 120H119V118H122V117H124V115L126 116L127 115V113H128V115H129V117H128V115L124 118V119H126V118H128V119H126L125 120V122L126 121H128L127 122V124L121 129V131H119V132H117V134L115 133V135L113 134L112 136L113 137H111V139H109V138H105V137H97V136H95V135H92V134H85L84 132H82V131H80L79 130V128L78 127H73V125L74 126H76L77 124L74 122L75 121V118H77L76 117V115H78L79 113H83ZM86 112V113H85ZM120 112V113H119ZM125 112H127L126 114H125ZM14 113V112H13ZM37 113H38V115L40 116L39 118H38V115H37ZM65 113H66V115H65ZM122 114V115H120V117H119V114ZM138 113V112H137ZM137 113H135L136 115H137ZM2 114H3V116H5V117H3L2 116ZM7 114V115H6ZM10 114V115H9ZM20 114V115H19ZM24 114H26V115H28V122H26V121H24L25 119H24V117H23V115ZM41 114V115H40ZM43 114H44V116H43ZM53 114H54V116H53ZM76 114V115H75ZM131 114H133L131 117H130V115ZM37 115V116H36ZM57 115V114H56ZM72 115H74V116H72ZM96 115H97V117H96ZM108 115H110L111 117H108ZM10 116V117H9ZM12 116H13V120H12ZM14 116H16V117H14ZM18 116H19V118H20V120H18L19 118H18ZM43 116V117H42ZM116 116H118V117H116ZM122 116V117H121ZM2 117V118H1ZM8 117V118H7ZM23 117V118H22ZM37 117V118H36ZM53 117V118H52ZM66 117H68V116H66ZM72 117V118H71ZM74 117V118H73ZM4 118H6V122L5 121H3V120H5ZM10 118V119H9ZM16 118H18V119H16ZM56 118V119H55ZM103 118H105V120H104V122L103 123H101L102 122V120L101 119H103ZM134 118H135V115H134ZM136 118H137V116H136ZM8 119H9V121H8ZM24 119V120H23ZM55 119V120H54ZM57 119H58V122H57ZM73 119V120H72ZM112 119V120H113ZM15 120H17V123H16V126H15V131H14V134H12L11 136L9 135L8 137H7V135L5 134V132L6 131H8V123H9V125H10V122L12 123V122H14L15 123ZM91 120V121H92ZM121 120H123V119H121ZM74 123H73V122ZM3 122H5V123H3ZM3 123V124H2ZM7 124V125H6ZM13 124V123H12ZM26 124V125H25ZM76 124V125H75ZM6 125V126H5ZM15 125V124H14ZM27 125H28V127H27ZM100 125V126H99ZM18 126V127H17ZM69 127V128H67V130H66V127ZM7 127V128H6ZM63 127H65V131H67L66 133H64V131H63ZM71 127H73V128H71ZM2 128V129H1ZM4 128V129H3ZM26 128V129H25ZM254 128V127H253ZM27 130V131H26ZM222 130H223V128H222ZM221 129H220V133H222L223 131H222ZM224 130H226V129H224ZM31 131V133L33 134V136L31 137H28L29 136V132ZM61 131H62V133H61ZM20 132V133H19ZM25 132V133H24ZM142 132H144V133H142ZM146 132V133H145ZM19 133V134H18ZM22 133V134H21ZM28 133V134H27ZM61 133V134H60ZM64 133V134H63ZM64 135V136H60V135ZM2 135H3V137H2ZM14 135V136H13ZM24 135V137H22ZM27 135V136H26ZM67 135V136H66ZM37 136V137H36ZM58 136H60V138L58 139L57 137ZM132 136H134V137H132ZM128 137H132V139H134L135 138V140L137 141L136 143H128L129 142V140L130 139H128ZM3 138V139H2ZM5 138V139H4ZM15 138H16V140H15ZM22 138V139H21ZM25 138V139H24ZM31 138H33V139H31ZM68 138V139H67ZM21 139V140H20ZM25 141H24V140ZM37 139V140H38ZM57 139V140H56ZM138 139H139V141H138ZM145 141H144V140ZM3 140H4V142L6 143H4L3 142ZM23 140V141H22ZM35 140V139H34ZM54 140V141H53ZM140 140H141V142H140ZM41 141H43V142H41ZM128 141V142H127ZM18 142V143H17ZM21 142V143H20ZM37 142V141H36ZM39 142H37V144L39 143ZM127 142V143H126ZM14 143V144H13ZM24 143V144H23ZM39 143V145H43V144H40ZM7 144H9V145H7ZM13 145V147L12 146H10V145ZM3 145H6L5 147L3 146ZM48 145V144H47ZM141 145V146H140ZM8 146V147H7ZM69 146H71V147H69ZM4 147V148H3ZM14 147H16V148H14ZM20 147V148H19ZM66 147H69V148H67V149H65ZM24 148V149H23ZM16 149V150H15ZM65 149V151H63ZM141 149H142V151H141ZM157 149V148H156ZM151 150H153V149H151ZM150 150V151H151ZM158 150V149H157ZM156 150V151H157ZM25 151V152H24ZM27 151H29L28 153H27ZM45 151H48V150H45ZM149 151V152H150ZM61 152H62V154H61ZM151 152H153V153H155V149H154V151H151ZM31 153V154H30ZM156 153H158V151L156 152ZM27 155L28 156V159L27 158H25V155ZM37 154V155H36ZM29 155H30V157H29ZM26 156V157H27ZM40 158H39V157ZM3 157V158H2ZM15 157H17V158H15ZM33 157V158H32ZM56 157V158H55ZM5 158V159H4ZM36 158V159H35ZM53 158H55V159H53ZM30 159V160H29ZM35 159V160H34ZM20 160H22L21 162H20ZM37 160V161H36ZM140 160V161H139ZM11 163V164H9V163ZM18 162V163H17ZM20 163V164H19ZM37 163V164H36ZM9 164V165H8ZM31 164V165H30ZM56 164V165H55ZM13 165H12V167H13ZM83 166V167H81V166ZM31 166L33 167H35L33 170H32V168H31ZM89 166H91V168L93 169H89L90 167ZM54 167H56V168H54ZM59 167V168H60ZM135 167H136V169H135ZM140 167H142L141 165H140ZM13 168H15V167H13ZM61 168L59 169V170H61ZM138 168V169H137ZM107 169H109V168H107ZM106 169V170H107ZM131 169V170H130ZM109 170V171H110ZM140 170H142V169H140ZM156 170V169H155ZM108 171V170H107ZM145 171V169H143L142 170V173L144 174V176L146 177V179H148L149 177H153L152 179L150 178V181L151 180H155L156 178H155V176H156V174L154 175V168H152V167H148V168H146V172H144ZM30 173V172H29ZM147 175H146V174ZM107 176H105V177H107ZM114 176H115V178H117V179H115L114 180ZM34 179H31V181L32 180H34V181H32L31 183H32V185H31V183H30V185L31 186H33L32 188H31V190H28V191H30V192H28V193H30V194H32V195H28V193H26L24 196H23V198L19 201V205L20 206H18V204H16V206H17V210L18 211H16V213H21V215H18L20 218H22V219H24V218H26L25 216H27V215H30V214H32V212L35 210V208H36V206H37V204H38V202H39V200L42 198L41 197V195H45L44 193H47V192H45L46 190H45V188L44 187H46V185L47 184H45V186L43 187V185H41L42 184V182H40L36 177H33ZM108 178V177H107ZM109 179V178H108ZM118 180V181H117ZM37 183H36V182ZM110 181V182H111ZM128 186H127V185ZM112 185V186H113ZM48 186V185H47ZM72 186H74V189H75V191H73V195L74 196H72L71 197V200H70V202H69V204H67V207L66 206H64V207H61L60 209H62V210H59V209H56L55 207H54V209L53 208H51L50 210H51V212L49 213L50 215H48V218L50 219V220H57L56 218H58L59 217V215H60V217L61 216H64V217H68V216H70L69 218H73L76 214H77V211H81V207H82V209H84L83 207L85 206L86 207V201H87V199H89V197H91L92 198V194H94V192L92 193V192H89V194H91V196H89L88 197V195H86V193L78 186V185H76V183L74 182V183H72ZM40 187H42V192H40L41 191V188L39 189ZM76 187V188H75ZM44 188V189H43ZM47 188H49V187H47ZM30 189V188H29ZM127 189V188H126ZM36 190V191H35ZM78 190V191H77ZM49 191V190H48ZM42 193V194H40V193ZM38 193V194H37ZM83 193H84V195H83ZM36 195V196H35ZM40 195V196H39ZM78 195V196H77ZM95 195V194H94ZM85 196V197H84ZM80 197H82V200L80 199ZM88 197V198H87ZM31 198V199H30ZM34 198V199H33ZM40 198V199H39ZM37 199V200H36ZM80 201H79V200ZM85 199V200H84ZM27 202L28 200H30L29 202H27V203H25V201ZM33 200H34V202H33ZM79 202H78V201ZM22 201H24L23 203H22ZM21 203V204H20ZM36 203V204H35ZM85 203V204H84ZM27 204H29V205H27ZM32 204V205H31ZM35 204V205H34ZM27 206V207H26ZM80 206V207H79ZM26 207V208H25ZM28 208V209H27ZM32 209H34V210H32ZM77 209H79V210H77ZM29 212V214L26 212ZM64 210H65V212H64ZM73 210V211H72ZM75 210H77V211H75ZM62 212H64V213H62ZM70 212V213H69ZM60 213H62V214H60ZM74 213H75V215H74ZM80 213V212H79ZM55 214V215H54ZM70 214V215H69ZM54 215V216H53ZM73 215V216H72ZM47 218V219H48ZM52 218V219H51ZM48 219V220H49ZM24 220H27V219H24ZM50 220L47 222V224H49V222H50ZM191 220V221H190ZM190 220H187V221H185V223H184V225H183V223H182V225H181V227H183V226H185V225H189V226H191V227H189V226H187L188 228H181V230H185V231H181L182 233L183 232H185V233H183L182 235H183V237H184V239L185 240H187L188 239V236H191V238H192V235H197V238L196 239H194V238H192V242H193V244H197L198 246H200V247H204V236H203V232H202V228L200 227V226H198L199 224L197 223V222H194L192 219H190ZM31 221L29 220V222H26V221H24L23 222V226H24V230L26 231V234H25V237H24V242H23V245L24 246H22L23 247V250H21L20 252H19V257L17 256L16 258H15V263H17V264H31L32 263V257H33V254H31V252L32 253H35V251L37 250V248H38V244H36L35 242V240L34 239H31L32 238V236H31V234H30V232L32 231V230H34L33 228H31V226L33 225V223L31 222ZM51 222H53V221H51ZM50 222V223H51ZM29 223V224H28ZM54 223V222H53ZM187 223V224H186ZM28 224V225H27ZM193 224V225H192ZM30 225V226H29ZM194 225H196V226H194ZM34 226V225H33ZM32 226V227H33ZM193 226V227H192ZM31 228V229H30ZM35 228V227H34ZM188 229V230H187ZM31 230V231H30ZM194 230V231H193ZM79 229H77V230H75V229H69L68 230V234L69 235H71L72 233H74V235H77L78 233H79ZM192 231V232H191ZM187 232V233H186ZM189 232V233H188ZM193 232H195V234L193 233ZM197 232V233H196ZM187 234V235H186ZM56 235V236H55ZM52 236H53V239H54V237H57L56 239H58V238H60L61 236H59V234L57 235V233H54V234H52ZM187 237V238H186ZM26 239H28V241L26 240ZM26 245V246H25ZM33 245V247L35 248H33V247H31ZM37 245V246H36ZM30 246V247H29ZM31 248V249H29V248ZM28 249V250H27ZM33 249V250H32ZM29 250H31V251H29ZM263 254H261L258 258V263L259 264H264V251L262 252ZM22 255V256H21ZM30 255V256H29ZM32 255V256H31ZM205 255V257H207L208 258V255H206V254H204ZM26 257V258H25ZM29 258V259H28ZM263 258V259H262ZM20 259H22V260H20ZM24 259L26 260V261H24ZM28 259V260H27ZM31 262H30V261ZM262 260V261H261ZM79 262V263H78ZM261 262V263H260ZM83 264V261L82 260H75L74 261V264Z\"/></svg>",
	"mask_w": 264,
	"mask_h": 264
}]
</instances>
